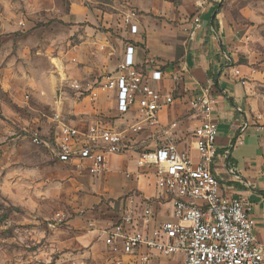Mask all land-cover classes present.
Returning a JSON list of instances; mask_svg holds the SVG:
<instances>
[{"label": "rangeland", "instance_id": "rangeland-1", "mask_svg": "<svg viewBox=\"0 0 264 264\" xmlns=\"http://www.w3.org/2000/svg\"><path fill=\"white\" fill-rule=\"evenodd\" d=\"M218 4L226 33L220 70L247 87L249 118L264 129V0ZM131 14L124 0H0V264H99L101 234L74 229L73 222L83 224L101 207V220L113 222L120 201L137 194L121 193L119 184L136 169L134 156L110 183L52 156L54 114L82 128L99 121L122 131L131 123V116L120 118L109 104L91 103L68 87L85 88L114 71L130 42ZM34 133L47 146L33 144ZM155 205L161 219L170 218L164 200ZM58 212L68 216L64 223L53 221Z\"/></svg>", "mask_w": 264, "mask_h": 264}, {"label": "built area", "instance_id": "built-area-1", "mask_svg": "<svg viewBox=\"0 0 264 264\" xmlns=\"http://www.w3.org/2000/svg\"><path fill=\"white\" fill-rule=\"evenodd\" d=\"M134 19L133 12L125 19L130 35L138 33ZM193 24L196 29L199 19L194 18ZM164 78L163 70L138 65L129 42L113 72L85 88L76 82L68 86L91 103L109 104L120 118L131 116L125 130L99 121L84 128L69 125L62 123L58 114L51 119L57 124L52 148L57 162L79 174L100 176L109 169L112 156L135 153L136 171L124 172V178L151 179L158 191L155 199L164 200L169 207L170 218L161 219L154 200L139 194L122 199L120 212L101 230L105 248L101 264H169L172 258L176 264H264V245L256 240L251 206L223 196L211 170L218 128L216 100L207 89L188 101L201 120L191 136L196 157L190 150H180L169 136L151 148L137 147L143 134L161 129L158 115L174 102L173 95L153 86ZM31 141L47 146L38 133ZM67 218L58 212L53 221L61 224ZM86 229L94 232L95 223L88 222Z\"/></svg>", "mask_w": 264, "mask_h": 264}, {"label": "crops", "instance_id": "crops-1", "mask_svg": "<svg viewBox=\"0 0 264 264\" xmlns=\"http://www.w3.org/2000/svg\"><path fill=\"white\" fill-rule=\"evenodd\" d=\"M219 1L124 0L129 10L135 14L134 22L138 26L137 34L128 33L138 65L144 69L150 67L163 70L165 78L153 83V86L175 98L173 104L158 115L161 129L143 134L138 139L137 147L151 148L156 142L169 136L180 150H190L191 155L196 157L195 150L191 148V136L201 120L190 110L188 101L199 94L201 89H207L216 100L214 120L218 128L215 141L217 155L211 166L212 173L220 184L223 196L242 200L251 206L255 237L258 243L264 245V129L253 124L249 118L246 107L247 87L229 80L225 76L226 71L220 70L223 64L219 53L226 43V33L217 22L218 14L215 19L213 15ZM194 18L200 21L196 29ZM214 75L217 76L216 81L212 79ZM128 155L134 156L135 164V153L123 156L124 161L120 160L122 156H112L111 162L115 160L117 168H109L100 176L86 173L81 176L98 177L110 183L111 174L116 176L125 169L121 167L126 165L127 157L131 158ZM135 171L132 168V172ZM123 178H119L121 193L125 192L127 195L135 191L151 200L158 195L149 178L139 181ZM156 201L155 199L154 202ZM101 210L102 207L98 212H91L83 218L85 224H80L77 220L73 222L74 229L85 228L88 222L95 223L97 229L94 232L101 234L98 238L102 251L95 254L100 260L99 264L105 255L100 230L112 223L109 211V218H106L109 221L105 225L100 218Z\"/></svg>", "mask_w": 264, "mask_h": 264}, {"label": "trees", "instance_id": "trees-1", "mask_svg": "<svg viewBox=\"0 0 264 264\" xmlns=\"http://www.w3.org/2000/svg\"><path fill=\"white\" fill-rule=\"evenodd\" d=\"M221 1H224V0H221ZM219 9H220V5L217 4V5L215 6L214 10H213L214 19H215L216 14H218ZM214 19H213V21H214ZM212 79H213V81H216V80H217V76H216V75L212 76ZM228 101L230 102V104H231L232 106H234V104H233V102H232L231 99H229Z\"/></svg>", "mask_w": 264, "mask_h": 264}]
</instances>
